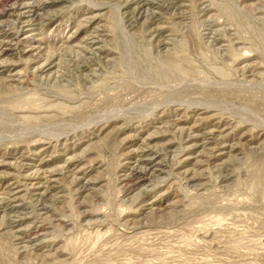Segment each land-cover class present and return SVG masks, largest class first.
Returning <instances> with one entry per match:
<instances>
[{
    "label": "rangeland",
    "instance_id": "rangeland-1",
    "mask_svg": "<svg viewBox=\"0 0 264 264\" xmlns=\"http://www.w3.org/2000/svg\"><path fill=\"white\" fill-rule=\"evenodd\" d=\"M0 1V264H264V0Z\"/></svg>",
    "mask_w": 264,
    "mask_h": 264
},
{
    "label": "bare ground",
    "instance_id": "bare-ground-1",
    "mask_svg": "<svg viewBox=\"0 0 264 264\" xmlns=\"http://www.w3.org/2000/svg\"><path fill=\"white\" fill-rule=\"evenodd\" d=\"M7 1V0H6ZM43 1V0H42ZM1 2V1H0ZM9 2V1H8ZM12 2V1H11ZM139 2V1H138ZM53 3L48 2L47 4H51ZM137 3V2H136ZM43 4V3H42ZM46 4V5H47ZM138 4V3H137ZM153 5V4H152ZM43 5H39L36 4L34 5L32 2L28 3V2H24V1H18L17 0L15 2L12 3H7L5 5V12L9 13V15H15L16 20L20 23V25L22 26V28H27L29 26H33L35 23V20L37 19V17L39 16V14L37 13L38 9L41 8ZM149 6V5H148ZM151 6V5H150ZM147 7V6H146ZM141 11V10H140ZM139 12V11H138ZM38 20V19H37ZM15 27H17L15 25ZM2 28V27H1ZM22 30V29H21ZM15 31V28H14ZM18 31V30H17ZM6 32V31H5ZM16 32V31H15ZM14 32V33H15ZM13 33V34H14ZM16 35V40L14 42L11 41H6L4 39H2L3 37H7L6 33H3L0 35V54L4 53V51H6L3 46L6 44H10L13 43L14 45L21 43L20 39L18 40L17 36L18 33H15ZM3 36V37H2ZM22 39V38H21ZM10 40V38L8 39ZM6 48V47H5ZM30 50H32V48H30ZM24 53V52H23ZM53 59V58H52ZM54 64V63H53ZM9 64L5 63V62H0V68H6L8 69ZM51 67L52 66V60L51 59H46L44 60V62H42L38 67L37 70L39 71H43L46 67ZM223 139V138H222ZM214 143V142H213ZM216 143V142H215ZM219 144V143H218ZM215 145V144H214ZM223 147V146H222ZM147 168V167H146ZM133 169V168H132ZM144 170V168L142 169ZM138 172V171H137ZM143 173V172H142ZM134 174V172H133ZM144 177V176H143ZM137 178V177H136ZM139 179V178H137ZM136 179V180H137ZM140 180V179H139ZM14 199V198H13Z\"/></svg>",
    "mask_w": 264,
    "mask_h": 264
}]
</instances>
